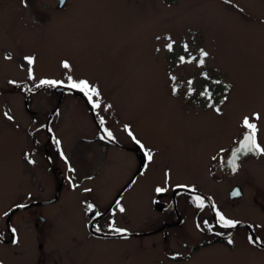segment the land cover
<instances>
[{"label": "rangeland", "instance_id": "374dc122", "mask_svg": "<svg viewBox=\"0 0 264 264\" xmlns=\"http://www.w3.org/2000/svg\"><path fill=\"white\" fill-rule=\"evenodd\" d=\"M57 4L0 0V264H262L264 254L251 261L255 251L238 244L191 252L182 243L201 237L191 221L169 228L177 236L166 241L153 202L167 171L205 187L219 178L196 168L180 145L206 133L212 142L223 130L230 136L256 109L264 118V0ZM82 80L99 95L70 87ZM75 93L91 96V106ZM92 114L128 149L96 141ZM138 172L113 217L103 219L107 229L136 235L90 238L87 213L105 210ZM59 184L54 203L28 206L53 198Z\"/></svg>", "mask_w": 264, "mask_h": 264}, {"label": "flooded vegetation", "instance_id": "af4514ba", "mask_svg": "<svg viewBox=\"0 0 264 264\" xmlns=\"http://www.w3.org/2000/svg\"><path fill=\"white\" fill-rule=\"evenodd\" d=\"M52 87L61 96L67 91V89L61 91L60 86L54 85ZM24 89L28 91L27 87ZM76 96L80 95L76 94ZM79 98L85 106H91L87 98L84 96ZM208 104L212 107L211 103ZM223 112L221 111V113ZM257 115L258 119L255 118ZM1 116L4 117V115ZM245 117H248L250 122L256 125L257 131L254 138L258 147L251 144L245 147L247 143L245 137L250 135V130L243 125ZM245 117L239 119L235 126L233 125L235 131L230 136H226V131L223 130L221 134L216 133V137H212L214 140L212 142L206 133L204 137L196 136L187 141L188 146L180 145L181 153L192 154L197 164L196 168L201 169V171L205 170L208 175L214 170L219 178L214 181V186L209 183L205 187L197 185L193 175H189L186 180H180L174 176L172 178L170 171H167V185L162 188L165 191L159 192V204H156L159 208V215L163 216L160 221L159 235H162L166 241L167 238L177 236L175 231L170 234L169 228L181 226L183 223L191 221L192 228L198 229L201 233V237L195 243H182V246L187 247L191 252L215 244L228 248H234L238 244L245 250L248 248L253 252L255 251L254 253L260 251L264 254V118L257 109L253 110L252 116ZM221 123L224 124V121ZM94 124L97 128L94 139L102 143L104 148L108 149L113 146L123 151L128 149L126 145H121L119 141L107 135L105 124L100 126L96 120ZM49 133L50 131L46 130V134ZM224 136L226 140L223 138ZM224 142L225 144L222 145ZM249 147L252 149L251 151L248 150ZM211 151L213 152L208 154ZM202 156L206 158L205 163L204 158L201 159ZM46 160L50 164L48 156ZM198 169L196 171H199ZM175 178L179 182H173L172 180ZM131 179L129 178L118 189L112 202L105 210L94 217L92 212L87 213L86 230L90 238L113 242H128L131 239L133 233L129 228L123 229V232H117L115 228L107 229L106 224H103L105 223L103 219L113 217L117 203L123 201L125 194L131 187ZM218 194L219 202L216 197ZM200 201L203 202L202 207L197 206ZM44 202L46 200L35 203L45 206ZM217 213L222 214L228 220L235 221L236 226H223ZM100 224L102 229L99 227ZM6 227L7 229L9 227L8 221H6ZM0 239L3 241L1 236ZM262 264H264V260Z\"/></svg>", "mask_w": 264, "mask_h": 264}, {"label": "snow or ice", "instance_id": "6c2138e0", "mask_svg": "<svg viewBox=\"0 0 264 264\" xmlns=\"http://www.w3.org/2000/svg\"><path fill=\"white\" fill-rule=\"evenodd\" d=\"M24 2L26 3V0H24ZM62 2H63V0H62ZM167 47L169 48V50H171V44L167 45ZM207 55H208V54H207L206 52H204L203 50H201V56H202V57L207 56ZM28 59H29V63H31V62H32V61H31V58H28ZM181 59H183V58H181ZM203 62H204L203 59H201V60H200V63L203 64ZM64 67L67 68V67H68V64L65 63V64H64ZM57 83H58L57 81H49V80L41 81V84H48V85H55V84H57ZM70 87H72V88H78L80 91L85 92L86 95L88 94V92H92L93 94H95V95H97V96L99 95L98 91H97L95 88L91 87L87 81H83V80H82V81H79L78 83L73 82V83L70 85ZM88 98H89V101L91 102L92 97L89 96ZM93 107H94V108H98V107H100L99 102H98V101L95 102V103L93 104ZM217 111H219V109H217ZM255 118L258 119V118H259L258 115H257ZM9 119H11V117H9ZM100 122H101V124H102V123H103V120L101 119ZM243 125H244V127H245L246 129H249V130H250V135H248V136L245 137V140H246V142H247V143L245 144V147H248V144H251V145H253V146L258 147V146L256 145V143H255V138H254V137H255V134H256V131H257L256 125H255L254 123H251L248 117H245V118H244V120H243ZM107 135H108V136H111L112 134H111V132H108ZM129 135H131V132H129ZM57 143H58V142H57ZM137 143H139V141H137ZM248 150L251 151L252 149L249 147ZM147 156H148V159H151V158H152L150 153H148ZM163 191H165V189L157 188V192H163ZM197 199L199 200V198H197ZM197 206H198V207H202V206H203V202L200 201V202L198 203ZM91 207H92V206L90 205L89 208H91ZM118 207H119V205H118ZM119 210H120L121 212H123V211H124V208H123V207H119ZM217 215H218V217H219V220L222 222L223 226H225V227H235V226H236V222H235V221H232V220H228V219H226V218H225L222 214H220V213H217ZM13 231H14V230H13ZM115 231H117V232H123L124 230H122V229H115ZM229 243H231V241H229Z\"/></svg>", "mask_w": 264, "mask_h": 264}, {"label": "water", "instance_id": "95a60500", "mask_svg": "<svg viewBox=\"0 0 264 264\" xmlns=\"http://www.w3.org/2000/svg\"><path fill=\"white\" fill-rule=\"evenodd\" d=\"M57 1H58V8H62V7L64 6L66 0H63V2H62V0H57ZM58 191H59V190H57V192H56V194H55V197H54L53 199H51V200L49 201V203H51V202H53V201H55V200L57 199V197H58V195H59ZM40 219L43 220V218H40ZM40 247H41V246H40Z\"/></svg>", "mask_w": 264, "mask_h": 264}, {"label": "bare ground", "instance_id": "6f19581e", "mask_svg": "<svg viewBox=\"0 0 264 264\" xmlns=\"http://www.w3.org/2000/svg\"><path fill=\"white\" fill-rule=\"evenodd\" d=\"M260 256H261L260 253H255L253 256H250L251 257V261L259 260ZM250 257H249V259H250Z\"/></svg>", "mask_w": 264, "mask_h": 264}]
</instances>
